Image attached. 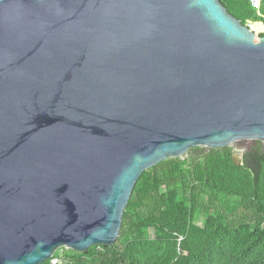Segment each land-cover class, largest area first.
I'll list each match as a JSON object with an SVG mask.
<instances>
[{
	"label": "water",
	"instance_id": "water-1",
	"mask_svg": "<svg viewBox=\"0 0 264 264\" xmlns=\"http://www.w3.org/2000/svg\"><path fill=\"white\" fill-rule=\"evenodd\" d=\"M259 34L219 0H0V264L111 246L143 171L264 143Z\"/></svg>",
	"mask_w": 264,
	"mask_h": 264
},
{
	"label": "trees",
	"instance_id": "trees-1",
	"mask_svg": "<svg viewBox=\"0 0 264 264\" xmlns=\"http://www.w3.org/2000/svg\"><path fill=\"white\" fill-rule=\"evenodd\" d=\"M219 2L242 24L264 22V0L259 13L250 0ZM233 153L203 148L143 171L111 246L62 247L42 264H264V143L254 140L239 166Z\"/></svg>",
	"mask_w": 264,
	"mask_h": 264
},
{
	"label": "rangeland",
	"instance_id": "rangeland-1",
	"mask_svg": "<svg viewBox=\"0 0 264 264\" xmlns=\"http://www.w3.org/2000/svg\"><path fill=\"white\" fill-rule=\"evenodd\" d=\"M264 29V28H263ZM246 145H248V142H245L244 144L242 143V141H239L237 142L236 144H232L230 147H232L234 149V152H240L242 153L243 151V148L246 147ZM204 147H194V148H191L187 154H185L182 158H187L188 156H197V155H200L201 153V150L203 149ZM239 150V151H238ZM196 224H198L199 226H202L203 224V218L201 216H198L196 218ZM152 234V233H151ZM59 249V248H58ZM57 263V260H53L52 261V264H56Z\"/></svg>",
	"mask_w": 264,
	"mask_h": 264
},
{
	"label": "built area",
	"instance_id": "built-area-1",
	"mask_svg": "<svg viewBox=\"0 0 264 264\" xmlns=\"http://www.w3.org/2000/svg\"><path fill=\"white\" fill-rule=\"evenodd\" d=\"M250 4L253 9H255L258 13L261 7V0H250ZM247 26L255 32V34H259L261 32H264V22H253V21H247Z\"/></svg>",
	"mask_w": 264,
	"mask_h": 264
},
{
	"label": "flooded vegetation",
	"instance_id": "flooded-vegetation-1",
	"mask_svg": "<svg viewBox=\"0 0 264 264\" xmlns=\"http://www.w3.org/2000/svg\"><path fill=\"white\" fill-rule=\"evenodd\" d=\"M245 142H248V145H246V149H248V147L254 142V140L253 141H242L243 144ZM242 154H243V151H242Z\"/></svg>",
	"mask_w": 264,
	"mask_h": 264
}]
</instances>
